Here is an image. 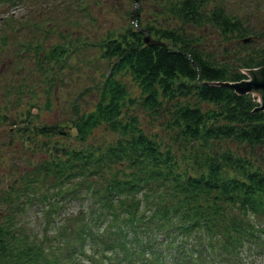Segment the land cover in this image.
<instances>
[{"label": "trees", "instance_id": "obj_1", "mask_svg": "<svg viewBox=\"0 0 264 264\" xmlns=\"http://www.w3.org/2000/svg\"><path fill=\"white\" fill-rule=\"evenodd\" d=\"M75 1L89 12L88 0ZM153 4L151 19L134 11L102 32L66 34L51 41L45 56L33 46L45 89L28 77L3 83L0 133L6 127L10 163L0 169V264H112L111 254L117 264H241L244 241L258 243L264 109H253L258 99L251 92L219 80L264 63V26L221 0ZM44 18L9 13L0 24L16 31L27 22L41 27ZM144 28L164 43L144 40ZM215 30L222 57L204 44ZM8 36L2 31L0 51ZM23 37L18 56L31 49ZM233 41L239 53L228 61ZM78 50L87 61L90 55L108 61L95 100L82 103L89 89L83 85L69 106L46 117L44 109L56 110L55 88ZM71 200L77 205L69 209ZM30 209L39 232L24 219Z\"/></svg>", "mask_w": 264, "mask_h": 264}, {"label": "rangeland", "instance_id": "obj_2", "mask_svg": "<svg viewBox=\"0 0 264 264\" xmlns=\"http://www.w3.org/2000/svg\"><path fill=\"white\" fill-rule=\"evenodd\" d=\"M221 1L229 10L233 9L237 14H240V17L249 19L255 27L264 26V0ZM66 2H71V4L65 7ZM88 2L89 5L87 9L91 10L94 18H92L90 12L81 10L78 1L75 0H23L20 2L18 1L16 4L0 0L1 18H6L9 13L15 16L24 14L36 16L41 12L47 18H44L43 21L39 23L41 27L35 23L32 24L31 22H27L16 31H11L9 24H0V35L2 31L9 33L5 48L0 51V92L3 83L11 81V83L16 85L20 79L24 78V80H26L25 77L33 81L35 87L41 88L42 90L45 89L44 69L42 71L40 67H37V62L32 57V48L36 44L40 45L41 52L45 56L51 41L61 42L66 38V34L72 39H76V37L83 34L91 35L94 32H102L108 27L113 26V24L119 25L129 19V10L134 11V9H136V12L141 15L143 20H146L147 17L149 19L154 17L152 16L154 0H138L135 6H133V0H88ZM159 16L161 17L160 14ZM245 16H248V18ZM34 20H37V17H35ZM20 22L21 21H15V26L18 25L19 27L21 25ZM48 23L51 25V28L45 30ZM34 25L37 27H33ZM218 32V30L208 32L204 36V44L207 50H209V48H217L214 53L218 55V57H222L225 54V45L219 44L220 39ZM21 36H24L23 38L29 40L28 42L31 44V49H28L24 56H18L16 53L18 46L17 42L20 41L19 39ZM39 37H42V39ZM228 46L233 47L230 51L237 49V44L234 41L230 42ZM86 50H88V47H86ZM238 53L239 51L235 50L232 56L225 55V58L231 61L234 55ZM81 55H83V52L78 50L77 53L73 54L70 58L68 65L70 67H65V80L61 84H58L56 86L57 90L55 88L54 91L53 99L56 110L44 109V116L52 117L56 111L66 103L69 106V101L73 98L72 95L78 89H81L83 85L89 86V89L83 93L85 97L82 103H92L95 100L94 89L98 81L97 78L100 77L102 69L108 65V61L102 56L94 58L93 55H90L89 61H87V57L83 55V58H81ZM38 65L42 66L41 62H39ZM53 83V85L56 84L55 81H53ZM132 109H135L141 115L142 119H146V114L140 106L135 104ZM5 131L6 127L3 129V132L0 133V141L4 142V137L6 135ZM101 131L102 128H97L95 134L99 136ZM8 149L9 145L6 142L0 143V153L3 154L0 158V169L4 167L5 170H7L8 163H10ZM76 205V200H71L68 208H74ZM34 213L35 211L30 209L25 214L24 219L28 220L29 229H32L34 232H39L41 229V222L35 217ZM254 218L257 225L264 228V226H261L262 222H264V216L261 218H256V216H254ZM242 253L244 257L241 260V264H264V231L259 236L257 244L250 239H246L242 247ZM110 256L114 258L112 264H117L116 255L111 254ZM107 259L111 260L110 257Z\"/></svg>", "mask_w": 264, "mask_h": 264}, {"label": "water", "instance_id": "obj_3", "mask_svg": "<svg viewBox=\"0 0 264 264\" xmlns=\"http://www.w3.org/2000/svg\"><path fill=\"white\" fill-rule=\"evenodd\" d=\"M143 39L150 42L164 43L162 39L152 36L147 29L143 32ZM247 76L238 79H221L220 82L228 84L237 92L250 91L257 95L259 102L253 109H264V63L244 66Z\"/></svg>", "mask_w": 264, "mask_h": 264}, {"label": "flooded vegetation", "instance_id": "obj_4", "mask_svg": "<svg viewBox=\"0 0 264 264\" xmlns=\"http://www.w3.org/2000/svg\"><path fill=\"white\" fill-rule=\"evenodd\" d=\"M0 208H1V205H0ZM0 212H1V209H0Z\"/></svg>", "mask_w": 264, "mask_h": 264}]
</instances>
